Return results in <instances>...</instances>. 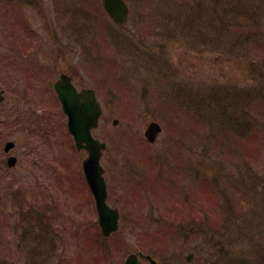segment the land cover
I'll use <instances>...</instances> for the list:
<instances>
[{"label": "rangeland", "instance_id": "obj_1", "mask_svg": "<svg viewBox=\"0 0 264 264\" xmlns=\"http://www.w3.org/2000/svg\"><path fill=\"white\" fill-rule=\"evenodd\" d=\"M125 1L130 13L123 28L101 0L0 3V21L26 15L38 35L32 40L45 43L33 61L51 70L31 81L38 94L21 106L26 112L19 111L29 81L8 75L12 57L0 46V88L7 89L6 104L13 101L18 120L1 134L16 142L18 161L0 173V264L46 260L43 234L29 228L24 236L27 225L37 214L51 216L41 206L65 198L67 172L75 192L85 187L86 154L74 149L53 91L60 73L95 89L104 108L95 136L108 145L102 158L108 202L121 212L119 232L102 242L110 251L122 250L114 264L137 249L158 264H264V0H199L202 12L191 16L192 27L183 15L190 0ZM5 31L0 25L4 46ZM211 38L214 49L207 46ZM42 85L47 90L40 92ZM152 121L163 130L151 144L144 133ZM53 122L55 134L48 127L55 129ZM93 208L69 209L56 223L66 232L60 248L77 264L104 258L89 239L98 232L96 225L90 229ZM36 223L46 224L44 218ZM78 227L83 247L88 239L93 245L91 259L74 239Z\"/></svg>", "mask_w": 264, "mask_h": 264}, {"label": "water", "instance_id": "obj_2", "mask_svg": "<svg viewBox=\"0 0 264 264\" xmlns=\"http://www.w3.org/2000/svg\"><path fill=\"white\" fill-rule=\"evenodd\" d=\"M104 8L118 25H123L127 19L129 9L124 0H103ZM64 112L68 116V128L73 135L76 146L79 150L86 149L88 157L84 161V172L88 184L95 196L99 222L104 235L108 236L118 229L119 212L111 208L107 200V187L103 177L104 169L100 160L106 144L96 139L92 129L99 125V118L102 115V108L93 90L77 92L76 88L65 80L56 84ZM114 126L118 121L114 120ZM161 131L160 126L153 122L146 131V137L154 142ZM134 256L129 258L127 264H136Z\"/></svg>", "mask_w": 264, "mask_h": 264}, {"label": "flooded vegetation", "instance_id": "obj_3", "mask_svg": "<svg viewBox=\"0 0 264 264\" xmlns=\"http://www.w3.org/2000/svg\"><path fill=\"white\" fill-rule=\"evenodd\" d=\"M0 1H4V0H0ZM16 1L17 0H12V1H9L8 3L14 5L16 3ZM17 11H22V10L18 9ZM29 23H30V21L28 22L26 15H24V13H22L21 15H19V14H14V15L8 14L7 20H6V31H5L7 34L9 33L8 34L9 35L8 42H6V44L4 46V45H2V42L0 41L1 48L6 49L7 52H9L10 56L12 57V59L9 57V60L7 62L8 75L9 74H11L13 76L17 75V78H24L25 80H28L31 78H40L41 76L47 77L48 75H50V72H51V70L46 65H44L38 61H35V62L33 61L34 54H36V53L39 54L40 50L43 48L45 43H44L43 38H41L40 40H34V41H32V40L26 41L25 40V39H30L31 38L30 35H35V37L37 35V32L35 30L29 28ZM15 28H17V31L15 30ZM3 29H4V27H3ZM14 32H16L18 34L15 35ZM0 63H1V61H0ZM61 74L62 73H60V75ZM67 74L72 76L70 73H67ZM54 83H53V86H54ZM29 90H30L29 88H22V93H23L24 99L22 100L23 105H20L18 108L19 111L26 112L24 110L25 109L24 104L25 103L31 104V100L36 99L35 96L29 97ZM43 91H45V90H43ZM0 92H2L4 95V97H3L4 100L0 103V112L3 113L0 116V173H2V171L6 172L9 159H11L12 157H15L16 160L18 161V156L15 155V151L17 149L16 142L13 141L15 143V145L13 146V148L10 151H7L6 146L12 140H4L3 138L1 139V134L5 130H9V128L12 126V121L18 122V120H17V115L13 116V114L11 112L13 101H11L10 104L8 103L9 105L6 104L8 102V98H6V96H5V94L7 93V89L6 88H0ZM21 106H23L24 109H22ZM35 107H37L36 109H40L39 106H35ZM28 109L29 108H27V111H28ZM38 112H40V111H38ZM18 117H20V116L18 115ZM51 123H52V121H51ZM51 123H50V125H48L49 132L50 133L52 132L53 134H55L57 127L55 126V122H53V127L55 129H51ZM30 129H31V131H33L34 126L30 127ZM37 129L40 130V128L38 126H37ZM2 149H3V151H2ZM8 168L11 169L10 167H8ZM70 193H71V190H69V192H65L64 196H66V195L69 196ZM56 201L54 200L53 203H51L50 205H43L41 207H47L48 209H58V207L59 208L68 207L69 203H71L69 206V207H71V205L73 203L72 200H70V199L69 200H63V201L60 200L58 202H56ZM61 205H63V206H61ZM27 228H28V225H27ZM53 252H54V250H53ZM25 254H27L26 249H25ZM136 254L139 256L140 261L145 262L146 264L149 263V261L146 258H142L141 255L143 253L141 251H137Z\"/></svg>", "mask_w": 264, "mask_h": 264}, {"label": "trees", "instance_id": "obj_4", "mask_svg": "<svg viewBox=\"0 0 264 264\" xmlns=\"http://www.w3.org/2000/svg\"><path fill=\"white\" fill-rule=\"evenodd\" d=\"M190 1H192V3H190ZM190 1L185 3L186 4V12L183 11V15L185 18H187V17L189 18V24L192 27L191 21L195 20V19H193V17L196 18L197 14H200L202 12V4L199 2V0H190ZM192 15H193V17H191ZM184 24L186 27L189 26L187 22H183L181 25H184ZM215 31H216V29H215ZM214 40H215L214 38H211L212 43L214 42ZM207 46L209 49H214V43L207 45ZM213 96H214L215 102L217 103V88L213 90ZM223 96L228 97V94H223ZM230 167L234 168L232 165H230Z\"/></svg>", "mask_w": 264, "mask_h": 264}]
</instances>
